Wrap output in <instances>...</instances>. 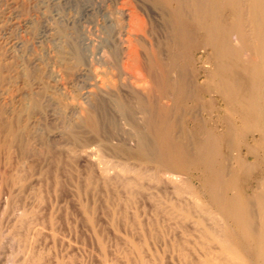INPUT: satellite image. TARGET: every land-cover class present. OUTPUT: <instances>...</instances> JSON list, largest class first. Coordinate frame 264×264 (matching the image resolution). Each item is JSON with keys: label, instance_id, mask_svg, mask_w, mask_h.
<instances>
[{"label": "bare ground", "instance_id": "1", "mask_svg": "<svg viewBox=\"0 0 264 264\" xmlns=\"http://www.w3.org/2000/svg\"><path fill=\"white\" fill-rule=\"evenodd\" d=\"M91 4L85 10L101 16L105 49L61 27L53 47L32 53L1 50L5 13L20 4L0 2V232L17 242L0 244V264L90 263L58 235L55 196L41 188L43 173L60 183L63 153L44 148L54 139L40 131L59 100L73 114L53 136L92 165L78 178L71 167L63 173L87 223L93 194L136 160L144 196L157 188L156 213L169 206L191 224L172 244L173 264H264V0ZM42 53L58 64L59 89L85 79L80 98L45 90L36 76ZM115 119L127 131L112 133ZM134 247L137 264H158V252L150 260ZM102 253V264H118Z\"/></svg>", "mask_w": 264, "mask_h": 264}, {"label": "rangeland", "instance_id": "2", "mask_svg": "<svg viewBox=\"0 0 264 264\" xmlns=\"http://www.w3.org/2000/svg\"><path fill=\"white\" fill-rule=\"evenodd\" d=\"M15 1L20 5L17 8L8 9L10 13L9 11L5 13L6 21L3 22L1 28V41L4 47L2 46L3 48L1 50H17L19 48L23 50L26 48V52H43L45 47H53L55 38L58 34L62 33L59 29L61 27H65L66 29L71 28L72 31L76 30L79 35L88 34L89 44H95L97 47H101L102 45V48L105 49L101 43L102 41L105 42L104 39H106V34L102 32L104 30L101 28V16L96 13L94 15L93 12L92 14L89 13L91 11H87V13L85 10L87 7L90 8L89 6L92 5L91 3L94 0ZM26 18H30L31 21H26ZM46 26L48 29L45 30ZM114 33L117 35V30L112 34ZM101 35L104 38H101ZM100 38L103 40H99ZM93 39L97 41L95 42ZM23 41L24 43H22ZM42 55L41 64L39 71H36V76L42 79L45 90L52 92L60 99L62 98V96L60 97L62 91L70 97L80 98L87 88L85 79L83 81L79 79L71 80L66 84V90L59 89L58 84H56L59 82L55 81L52 75L53 68H57L58 64L53 59L50 60L48 58L47 60V56L43 53ZM136 83V85L142 84V82ZM62 101L59 100L54 105L55 107H53L55 112L54 119H47L45 117V119H42L43 122L40 125V131L45 133L44 136L54 139L52 141L46 138L44 148L52 149L55 154L56 152H62L64 156L62 163H60V183L52 185V178L51 176L46 177V173H43L40 177L41 188L47 190L56 199L55 205L58 209L57 214L59 217L58 235H62L61 237L64 240L69 241L73 245L79 246L78 248L81 250V253L79 251L75 255L87 258L88 263L90 262L89 264H102L98 255H103V251L107 252L105 253L106 256L118 261V264H137L135 262V259H137L136 249L134 247L137 244L141 246L139 250L146 258L152 260L153 255L151 253L158 252V264H173L175 259H172V257H175L176 254L172 251V244L181 238L178 234L182 230L185 228L188 230L191 229V224H189L186 218H181L185 213L180 210L176 211L169 206L168 209L164 208L159 213H156V201L154 199L158 198V191L157 188L152 186L150 197L147 198L144 196V192L148 189L145 186L144 178L136 172L137 168L142 166L139 161L129 160V173L124 175L123 172L120 173L117 180H113L111 183V188L101 187L98 194H93L88 203L92 213V220L90 223H87L88 220L81 214L78 204L75 202L76 199L72 195L75 187L63 173L65 169L67 170L71 167L74 169L75 177L78 178L92 169V165H85L79 162L72 152L64 153L62 151L63 146L60 145L63 144L61 139L54 137L52 134L54 128L55 130L58 127L61 129L64 124L63 122L70 119L73 114L68 110L69 106ZM109 128L112 133L119 134L127 131L128 126L123 123V120L115 119L114 126H110ZM66 161L68 165H66ZM43 179L47 180L44 181ZM126 195H134V198H132L134 206L124 207ZM164 210L167 212H164ZM1 211L0 208V215L2 213ZM192 237L194 238V236H191L189 240L193 239ZM6 240L7 242L8 240L10 241L8 248L16 249L17 242L12 241L9 237L3 236L0 232V244ZM131 240H133V246L131 245ZM191 242L193 241L191 240ZM101 245L105 249H102Z\"/></svg>", "mask_w": 264, "mask_h": 264}]
</instances>
